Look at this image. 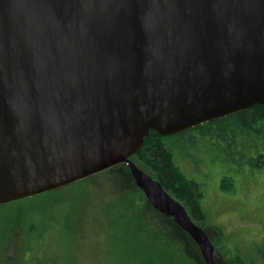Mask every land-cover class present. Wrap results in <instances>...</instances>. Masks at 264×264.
I'll use <instances>...</instances> for the list:
<instances>
[{"label":"water","instance_id":"1","mask_svg":"<svg viewBox=\"0 0 264 264\" xmlns=\"http://www.w3.org/2000/svg\"><path fill=\"white\" fill-rule=\"evenodd\" d=\"M264 105V0H0V204L121 163L218 264L186 207L131 157Z\"/></svg>","mask_w":264,"mask_h":264},{"label":"rangeland","instance_id":"2","mask_svg":"<svg viewBox=\"0 0 264 264\" xmlns=\"http://www.w3.org/2000/svg\"><path fill=\"white\" fill-rule=\"evenodd\" d=\"M193 154L197 158L202 156L197 146ZM183 164L198 181L206 184L203 205L208 221L200 226L215 245L218 264L235 263V252L241 253L245 260L247 257L246 262L264 264V257L254 252L264 246V168L254 170L246 166L235 173L224 169L223 172L233 173L235 180V190L224 191L220 187L221 167L200 163V169L195 171L191 162ZM128 167H124L125 171L131 175ZM123 170L114 169L97 176L89 183L93 188H70L1 204L0 264H20L29 256L23 253L25 229L30 227H34L33 243L43 244L46 251L38 256L43 264H148L152 260L160 264L158 256L162 251L176 249L180 257L176 264H206L190 237L167 240L155 224L146 225L145 221L140 228L137 220L135 224L122 223L123 217L131 216L129 210L118 209L121 199L126 198L118 192L129 185ZM123 212L126 214L121 215ZM37 234L44 237L37 238Z\"/></svg>","mask_w":264,"mask_h":264},{"label":"trees","instance_id":"3","mask_svg":"<svg viewBox=\"0 0 264 264\" xmlns=\"http://www.w3.org/2000/svg\"><path fill=\"white\" fill-rule=\"evenodd\" d=\"M196 146L201 151L200 158L193 154V148ZM131 159L157 179L170 194L186 207L191 218L201 225L208 221V215L203 205L206 184L198 181L183 163L191 162L195 171L200 169V163L206 167H221V189L224 191L235 190L233 173L223 172L224 169L235 173L242 172L246 166L254 170L264 168V105L256 104L252 108L205 122L172 135L163 136L152 130L146 137L144 146ZM184 160L186 161L184 162ZM126 165L121 163L63 188L21 200L27 201L70 188H93V184L89 183H93L97 176L110 173L114 169H124L123 171H125ZM124 173L129 185L124 191L122 189L121 192H118L122 197L126 196L121 199L118 209L129 210L131 216L123 217L122 223L135 224L137 220L140 228L144 226L145 221L146 225L148 222L155 224L161 229L160 234L167 240L176 241L185 238V236L190 237L172 216L160 212L148 201L143 191L137 186L132 174L128 175L126 171ZM21 200L10 203L13 204ZM125 214L123 212L121 215ZM33 231L34 227L25 229L26 247L23 256L27 254L29 256L24 257L20 264H43L38 256L40 252L45 253L46 251L42 247L43 244L33 243ZM36 236L41 238L43 234ZM254 252L256 256L264 257V246L255 248ZM178 258L180 257L177 249L173 252L162 251V254L158 256L160 264H176V261L179 262ZM233 260L235 263L230 262V264H253V261L246 262L247 257L245 260L239 252H235ZM148 264L155 263L152 260Z\"/></svg>","mask_w":264,"mask_h":264}]
</instances>
